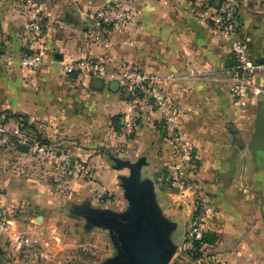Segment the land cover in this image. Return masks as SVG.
I'll return each instance as SVG.
<instances>
[{
	"label": "crops",
	"instance_id": "1",
	"mask_svg": "<svg viewBox=\"0 0 264 264\" xmlns=\"http://www.w3.org/2000/svg\"><path fill=\"white\" fill-rule=\"evenodd\" d=\"M27 1L0 0V112L27 116L49 147L85 164L93 179L60 175L54 161L37 159L27 147L0 150V220L9 223L0 231V264H69L83 223L78 201L112 213L130 210L123 182L133 166H139L140 183L152 188L154 204L171 228L172 245H181L171 239L178 217L185 229L203 228L199 255L176 249L170 264H264L263 77H251L250 90L240 100L231 96L224 73L233 63L228 44L190 11L189 0H29L36 3L43 28V65L29 70L19 61L25 30L35 16ZM235 1L250 55L261 59L264 0ZM108 3L132 11L124 27L93 17ZM82 58L101 59L110 69L128 65L159 77L171 75L162 90L176 108L180 135L195 139L194 185L186 191L189 199L204 204V214L194 215L190 200L181 198L176 208L168 201L181 196L164 188L173 146L151 101L141 99L127 135L122 128L127 95L121 82L113 89L112 82H119L113 77L100 84L61 69ZM101 186L106 188L102 196ZM90 229L105 234L87 232L86 243L98 250L83 264H105L115 257L112 238L106 228ZM15 233L27 239L20 248Z\"/></svg>",
	"mask_w": 264,
	"mask_h": 264
},
{
	"label": "built area",
	"instance_id": "2",
	"mask_svg": "<svg viewBox=\"0 0 264 264\" xmlns=\"http://www.w3.org/2000/svg\"><path fill=\"white\" fill-rule=\"evenodd\" d=\"M27 5L35 11V16L25 30V43L20 52L21 65L29 70L38 71L43 65L40 43L43 28L35 2L27 1ZM190 11L200 19L208 22L220 34L223 41L228 44L233 63L225 70V76L231 81V96L240 100L250 90V78L260 75L264 79V56L261 59L253 58L249 52L247 39L241 34V23L235 0H189ZM132 11L116 3H108L93 12V17L101 23L114 27H124ZM1 56V42H0ZM261 60V61H260ZM61 69L66 74L77 73L90 78L106 79L113 77L121 82V89L127 95V108L123 114L122 128L127 135L132 133L135 119L141 99L151 101L162 125L163 135L173 146V157L168 174L173 180V185L181 191L193 188L194 178L192 169V156L195 147V139L183 137L176 126V108L169 98L163 93V85L172 79L171 75L159 77L147 73L139 68L124 65L119 69H110L101 59H78L61 64ZM261 91V90H260ZM264 93V89H262ZM8 136L17 137V143L24 145L25 138L20 136L18 121H8L0 124V145L4 144ZM35 157L39 160H52L57 173L60 175L76 173L86 180L93 179V172L85 164L71 160L68 156L57 154L49 145L34 143L31 147ZM100 195L106 192V188H99ZM8 225L7 220H0V231ZM17 248L26 244L27 239L20 233H15ZM203 238V230L200 226H192L184 237L181 247L192 250L195 242ZM216 264V263H213Z\"/></svg>",
	"mask_w": 264,
	"mask_h": 264
},
{
	"label": "water",
	"instance_id": "3",
	"mask_svg": "<svg viewBox=\"0 0 264 264\" xmlns=\"http://www.w3.org/2000/svg\"><path fill=\"white\" fill-rule=\"evenodd\" d=\"M261 61V60H260ZM100 84L103 79L96 78ZM118 85V82H112ZM124 180V196L130 210L118 214L93 208L78 209L88 227L106 228L117 249V255L105 264H168L176 247L168 241L170 226L154 204L150 184L139 181V166L131 167Z\"/></svg>",
	"mask_w": 264,
	"mask_h": 264
},
{
	"label": "rangeland",
	"instance_id": "4",
	"mask_svg": "<svg viewBox=\"0 0 264 264\" xmlns=\"http://www.w3.org/2000/svg\"><path fill=\"white\" fill-rule=\"evenodd\" d=\"M15 165H16V167L17 166L18 167H22L21 163H19V164L17 163ZM47 181L50 182V180H47ZM164 188H168V190H170V191L176 190L177 195H181V196H177V197L176 196L175 197H167L169 203L172 204L173 206H175V208L177 206V203L180 202L179 200L181 198H184L185 200L186 199L190 200V202L187 201V203H189V204L192 203L193 209L190 208V211L193 212L194 215H196V213H200V215H202V214H204L203 212H205V210H207L206 207L204 206V204H200L198 199H193V200L189 199V197L191 196V193L189 191L185 190V192L184 191L182 192L181 189L175 187L173 185V180H172L171 176H169L168 172L166 173V176H165ZM99 193H100V191H99ZM104 197H107L108 199H110V196H104ZM107 198H105V199H107ZM163 198L165 199V196ZM83 203L84 202H82V201H78V204H79L78 206H79L80 210L82 208H85V206H83L85 204H83ZM68 207H69V205H68ZM181 208L182 207L180 206L179 209L181 210ZM78 220L80 222L82 220L83 223H82V225L80 223L79 229L77 230L78 231L77 232L78 233V242H77L78 244H77L76 249L70 253V258L71 259L69 261V264H83L85 262H89L88 261L89 257L96 256V254L93 253V251L98 250V248L96 246L88 245L86 243V241H85V235H87V232L88 233L92 232V234H97V235H100V236H103L105 234L103 231H101V229H90V227H88V229L84 228V220H83V218H81V216H78ZM176 222H177V227L173 231V233L171 235V239L176 244H182L184 237L188 234V231L191 229L192 226H195V225L189 226L187 229H185V226L183 224L182 218L178 217L176 219ZM202 230H203V228H202ZM176 249H177L178 253H180V252H183V253L184 252L185 253L188 252L185 249H183L181 247V245L179 247L176 246ZM110 250L112 251V254L114 256L117 255L116 248H115L114 245H112ZM99 264H101V262H99ZM168 264H170V263H168ZM181 264H183V263H181Z\"/></svg>",
	"mask_w": 264,
	"mask_h": 264
},
{
	"label": "trees",
	"instance_id": "5",
	"mask_svg": "<svg viewBox=\"0 0 264 264\" xmlns=\"http://www.w3.org/2000/svg\"><path fill=\"white\" fill-rule=\"evenodd\" d=\"M8 121H18L20 126V136L26 140L24 145H19L17 143V137L8 136L6 142L0 145V150H14L20 151L27 147L31 150V147L34 143L38 145H48V141L45 137H43L42 131L36 126V124L32 121H29L27 116L18 114L15 112L9 111H1L0 112V124L8 122ZM32 151V150H31ZM34 154V153H33ZM200 242H195V248L192 250H187L192 256L199 255ZM199 252V253H198Z\"/></svg>",
	"mask_w": 264,
	"mask_h": 264
}]
</instances>
